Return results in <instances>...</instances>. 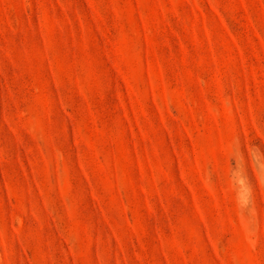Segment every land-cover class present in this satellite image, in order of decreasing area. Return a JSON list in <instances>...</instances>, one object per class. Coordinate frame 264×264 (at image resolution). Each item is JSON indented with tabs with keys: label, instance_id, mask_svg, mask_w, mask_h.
<instances>
[{
	"label": "rangeland",
	"instance_id": "374dc122",
	"mask_svg": "<svg viewBox=\"0 0 264 264\" xmlns=\"http://www.w3.org/2000/svg\"><path fill=\"white\" fill-rule=\"evenodd\" d=\"M0 264H264V0H0Z\"/></svg>",
	"mask_w": 264,
	"mask_h": 264
}]
</instances>
